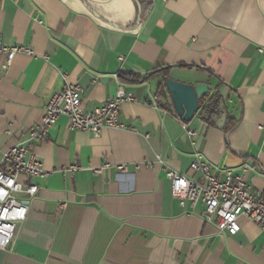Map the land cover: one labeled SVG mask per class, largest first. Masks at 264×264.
<instances>
[{"label": "crops", "instance_id": "crops-1", "mask_svg": "<svg viewBox=\"0 0 264 264\" xmlns=\"http://www.w3.org/2000/svg\"><path fill=\"white\" fill-rule=\"evenodd\" d=\"M135 1L0 0V44L34 52L16 56L6 72L0 56V166L65 87L83 90L86 110L120 87L135 98L120 111L135 131L94 138L62 117L36 145L49 174L33 181L38 194L11 246L0 249V264H264V230L241 218L238 234L220 235L200 218L201 206H180L157 161L191 177L196 153L216 172L248 166L246 180L264 191V0ZM159 70L209 85V98L225 103V127L206 123L200 110L187 123L197 133L191 140L175 107L149 104L164 78ZM132 74L143 80L122 79ZM75 162L81 170L65 176Z\"/></svg>", "mask_w": 264, "mask_h": 264}, {"label": "built area", "instance_id": "built-area-1", "mask_svg": "<svg viewBox=\"0 0 264 264\" xmlns=\"http://www.w3.org/2000/svg\"><path fill=\"white\" fill-rule=\"evenodd\" d=\"M18 55L32 57L34 52L29 47L6 46L0 44V56L5 57L1 66L6 72ZM83 90L79 86H67L55 93L44 109L39 124L31 128L27 136L18 141L3 154L0 166V249L6 250L11 244L15 226L26 220L29 202L39 191L33 181L44 179L48 172L34 153V148L47 139L49 130L60 118L68 120L70 130L86 132L94 138L100 136L105 129L135 131L120 120V111L124 104L135 102L134 95L124 87H120L116 95L98 108L86 110L82 105ZM161 96L157 93L149 104L159 108ZM186 135L195 140L197 133L182 122ZM264 133V126L260 127ZM158 163L166 167L167 179L172 185V195L180 206L196 208L201 206L200 218L215 225L220 235L235 236L241 230L239 220L248 222L264 230V191L257 193L246 180L250 167L243 166L239 172L225 169L216 172L213 167L196 153L190 165L193 176L184 175L168 168L161 157ZM147 167L152 164L145 163ZM111 166L105 164L94 170L95 174H103ZM141 166H136L140 169ZM81 170L78 163H73L62 170L65 176H74ZM123 174L128 173L127 166H117Z\"/></svg>", "mask_w": 264, "mask_h": 264}, {"label": "water", "instance_id": "water-1", "mask_svg": "<svg viewBox=\"0 0 264 264\" xmlns=\"http://www.w3.org/2000/svg\"><path fill=\"white\" fill-rule=\"evenodd\" d=\"M135 1V0H134ZM139 8V22L141 20V6L135 1ZM167 90L171 96L175 110L178 116L184 122H190L199 111L200 100L209 94L211 87L209 85L198 83L187 85L180 82L168 80L166 83ZM228 112L224 101L220 102V110L215 113L213 121L218 128L223 129L226 125Z\"/></svg>", "mask_w": 264, "mask_h": 264}, {"label": "trees", "instance_id": "trees-1", "mask_svg": "<svg viewBox=\"0 0 264 264\" xmlns=\"http://www.w3.org/2000/svg\"><path fill=\"white\" fill-rule=\"evenodd\" d=\"M89 4V2H88ZM91 5V4H89ZM157 73H160L164 78L160 84V88L158 90V94L161 96V98L165 99L167 97V95H170L167 87H166V83L169 80L168 79V75H167V70H159ZM149 78V77H147ZM122 79L124 81L127 82H131V83H138L140 81L143 80V78H140L137 75H127V76H122ZM146 79V78H145ZM209 95V94H208ZM206 95L205 97H203L200 102H199V111L201 110V115H202V119L208 123V124H215V122L213 121L214 115L216 112H218L220 110V102L222 101V98L220 95H215L211 98H209V96ZM160 108L170 112L172 111V108H174V104L172 102V100L170 99L169 102H165V103H160ZM183 123L187 124L189 122H184L182 120Z\"/></svg>", "mask_w": 264, "mask_h": 264}]
</instances>
